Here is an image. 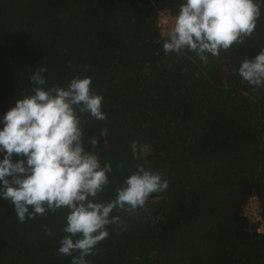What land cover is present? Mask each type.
I'll use <instances>...</instances> for the list:
<instances>
[{
  "label": "trees",
  "instance_id": "16d2710c",
  "mask_svg": "<svg viewBox=\"0 0 264 264\" xmlns=\"http://www.w3.org/2000/svg\"><path fill=\"white\" fill-rule=\"evenodd\" d=\"M181 2L0 0V115L30 93L37 68L46 86L91 77L106 119L81 117L82 146L97 136L112 169L97 200L112 199L137 165L168 181L142 208L114 212L123 224L109 226L90 264H264V89L236 72L264 47V5L250 36L202 63L157 43L160 12L174 17ZM251 198L259 231L244 215ZM65 215L20 223L0 199V264H70L57 252Z\"/></svg>",
  "mask_w": 264,
  "mask_h": 264
},
{
  "label": "clouds",
  "instance_id": "9594fccd",
  "mask_svg": "<svg viewBox=\"0 0 264 264\" xmlns=\"http://www.w3.org/2000/svg\"><path fill=\"white\" fill-rule=\"evenodd\" d=\"M261 5L264 0H182L157 43L165 55L187 50L207 63L209 56L253 33ZM45 71L40 67L30 72V93L0 115V199L12 205L20 223L66 210V235L57 252L69 256L70 264H90L86 257L94 255L109 226L123 224L114 212L142 208L151 194L167 189L168 181L137 165L112 199L98 201L112 169L108 163L101 166L97 136L87 140V150L82 146L81 117L105 120L102 97L91 90V77L46 86ZM236 72L253 92L264 89V47L252 59L239 61ZM132 148L136 150L135 142Z\"/></svg>",
  "mask_w": 264,
  "mask_h": 264
},
{
  "label": "built area",
  "instance_id": "2783aa9c",
  "mask_svg": "<svg viewBox=\"0 0 264 264\" xmlns=\"http://www.w3.org/2000/svg\"><path fill=\"white\" fill-rule=\"evenodd\" d=\"M260 208L259 202L256 198H251L244 207V215L254 224L258 225L257 230L259 231L262 227L260 219Z\"/></svg>",
  "mask_w": 264,
  "mask_h": 264
},
{
  "label": "rangeland",
  "instance_id": "374dc122",
  "mask_svg": "<svg viewBox=\"0 0 264 264\" xmlns=\"http://www.w3.org/2000/svg\"><path fill=\"white\" fill-rule=\"evenodd\" d=\"M171 16L167 12H160L158 25L160 26V32L162 34L163 30L167 27V25L171 21Z\"/></svg>",
  "mask_w": 264,
  "mask_h": 264
}]
</instances>
